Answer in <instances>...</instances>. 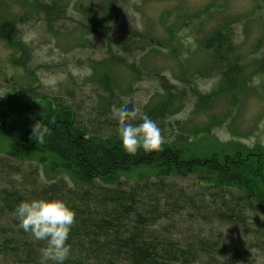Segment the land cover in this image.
Segmentation results:
<instances>
[{
  "label": "rangeland",
  "instance_id": "obj_1",
  "mask_svg": "<svg viewBox=\"0 0 264 264\" xmlns=\"http://www.w3.org/2000/svg\"><path fill=\"white\" fill-rule=\"evenodd\" d=\"M32 1L0 0V94L13 91L16 101L25 100L22 95L73 105L80 119L90 123V98L95 91L104 94L94 81L102 72L108 73L116 94L133 105L137 116L165 97L159 86L158 76H162L168 90L175 92L169 101V117L163 120L168 129L157 123L163 136L176 131V122L186 139L183 157L201 159L214 154L244 161L264 193V41L259 39L264 34V0H55L62 17L49 19ZM254 21L261 26L256 28ZM217 31L228 34L230 57L237 59L239 76L232 82L218 78L222 69L211 62L210 49L204 47ZM7 36L22 42L24 52L21 43L15 47ZM129 44L130 50L135 48L131 56L125 52ZM116 55L125 63L134 62L137 71L111 62ZM253 61L258 62L256 67ZM26 89L29 92L23 93ZM207 95H212L209 102L202 104L200 98ZM38 157L0 133V159L25 172L28 166L35 167L40 183L45 184L52 180L44 174L52 157H46L43 173L34 162ZM153 172L151 166L138 165L120 175L136 180L147 179ZM181 184L186 187V181ZM209 192L205 197L216 202L211 211L223 210L218 191ZM213 192L216 197L210 198ZM225 202L230 203L229 196ZM3 214L0 240L9 238L11 215ZM249 218L245 215L247 225ZM259 221L264 234V219L259 216ZM251 226L244 232L223 223L201 229L194 224L187 230L181 226V233L182 237L195 232L216 235L225 249L220 257L228 262L224 264H264V244L259 240L258 246L254 244ZM0 264L12 263L7 259ZM201 264L221 263L212 259Z\"/></svg>",
  "mask_w": 264,
  "mask_h": 264
},
{
  "label": "trees",
  "instance_id": "obj_2",
  "mask_svg": "<svg viewBox=\"0 0 264 264\" xmlns=\"http://www.w3.org/2000/svg\"><path fill=\"white\" fill-rule=\"evenodd\" d=\"M50 1L52 4L39 0L32 3L45 19L62 17L55 0ZM140 34L136 33L143 37ZM227 36L217 31L204 47L210 49L211 62L222 69L218 78L232 82L239 76V66L237 59L230 57ZM11 41L15 47L21 43L24 50L22 42ZM133 49L130 50L129 44L126 54L133 55ZM111 62L137 71L134 62L125 63L118 55ZM158 77L165 97L141 111L131 121L133 124L141 123L148 116L162 125L164 118L169 117V101L175 92L168 90L162 76ZM94 81L104 94L95 91L90 98V123L80 119L73 105H58L52 99L40 101L22 95L25 100L16 101L13 91L0 97V133L17 146L36 152L39 157L34 162L42 173L46 157H52L48 171L44 169L46 177L51 175L52 180L45 184L40 183L35 167L28 166L25 172L22 167L0 159V220L6 218L3 212L11 215L7 227L9 238L2 236L0 240V263L9 259L12 264H40L39 249L45 242L35 241L19 228L14 215L22 201L32 199H60L76 214V223L67 241L71 251L64 264H201L212 259L228 263L220 259L225 249L222 251L216 235L195 232L182 237L181 226L187 230L194 224L201 229L223 223L243 228L244 232L253 225L249 232L256 237L254 244L258 240L264 244L260 230L263 224L259 221V216L264 219V193L251 177L249 164L214 154L201 159L183 157L182 143L186 139L176 122V131L170 130L164 136L163 151L145 154L140 149L135 156L127 155L122 149L118 121L113 118L112 109L125 104L129 109L134 107L116 94L108 73L102 72ZM211 96H202L200 101L205 104ZM37 121L51 130L42 144L31 138L32 126ZM164 127L168 129L166 124ZM138 165L151 166L155 172L147 179L136 180L120 175ZM15 176L19 177L18 181ZM63 176L69 184L63 181ZM184 181L186 187H182ZM213 190L218 191L223 210L211 211L216 202L205 197V192ZM215 193L209 197H216ZM225 196L230 197L229 204ZM252 213L258 215L252 216ZM245 215H249L250 225L246 224ZM181 220L187 224H178Z\"/></svg>",
  "mask_w": 264,
  "mask_h": 264
},
{
  "label": "clouds",
  "instance_id": "obj_3",
  "mask_svg": "<svg viewBox=\"0 0 264 264\" xmlns=\"http://www.w3.org/2000/svg\"><path fill=\"white\" fill-rule=\"evenodd\" d=\"M6 94H0V97ZM113 118L118 121V135L123 151L135 156L140 149L145 154L163 151L165 138L158 124L148 116L139 124L131 121L137 116L135 108L129 109L125 104L113 106ZM50 128L37 121L32 126L31 138L36 143H44L50 135ZM14 215L19 221L18 227L29 233L35 241L45 242L39 249L40 264H64L70 255L67 241L72 227L76 223V214L60 199H32L22 201L15 209Z\"/></svg>",
  "mask_w": 264,
  "mask_h": 264
},
{
  "label": "flooded vegetation",
  "instance_id": "obj_4",
  "mask_svg": "<svg viewBox=\"0 0 264 264\" xmlns=\"http://www.w3.org/2000/svg\"><path fill=\"white\" fill-rule=\"evenodd\" d=\"M261 18H262V16H261ZM257 19H258L257 21L261 20L260 18H257ZM253 24L256 25V28H257L258 25H260L258 22H255V21H254ZM260 26H261V25H260ZM259 31H260V29H258V32H259ZM259 39H262V41H264V34H261ZM257 47H258V46H257L256 44H253V48H254V49H257ZM253 63H254V65H255V67H256V63H258V62H257V61H253Z\"/></svg>",
  "mask_w": 264,
  "mask_h": 264
}]
</instances>
